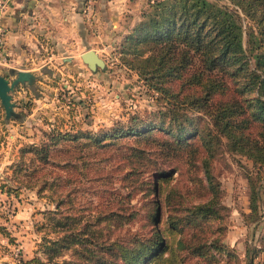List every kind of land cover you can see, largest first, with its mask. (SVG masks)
I'll return each instance as SVG.
<instances>
[{"label": "trees", "instance_id": "1", "mask_svg": "<svg viewBox=\"0 0 264 264\" xmlns=\"http://www.w3.org/2000/svg\"><path fill=\"white\" fill-rule=\"evenodd\" d=\"M229 1H148L140 18L124 35L120 53L123 61L159 94L157 109L96 131L52 127L44 131L45 137L39 143L30 142L20 149L23 161L14 170L24 169L28 177L48 165L52 156L66 159L53 165L67 172V177L57 171L51 180L36 175L41 186L49 190L71 182L70 167L82 170L88 157L116 151L129 164L123 177L130 180L131 191L142 186L145 203H151L145 222L148 227L114 235L113 225L131 220L133 212L109 210L85 215L74 208L67 192L54 209L46 212V221L41 225L47 226L40 244L45 259L36 255L26 262L152 264L163 258L179 263L185 257L180 249L209 263L215 260V264H220L223 255H227V263L236 256L217 237L196 233L193 236L198 235L197 239L184 237L188 230L202 232L205 223L221 217L219 182L211 164L218 146L224 144L229 150L245 154L258 168L264 167V0ZM205 115L208 119L202 123ZM196 138L200 143L195 142ZM68 142L74 146L82 143L78 153L70 147L61 150ZM26 154L29 161L39 163L32 166ZM73 158L79 161L72 164ZM182 159L191 170L190 180L198 187L186 186L185 193L179 187L165 189L164 180L174 171L182 173L178 165ZM147 167L152 169L144 175L141 170ZM194 192L196 197H207L186 202L185 196L191 197ZM259 199L258 189L251 184L254 218ZM50 232L52 235H48ZM261 243L264 248V235Z\"/></svg>", "mask_w": 264, "mask_h": 264}, {"label": "rangeland", "instance_id": "2", "mask_svg": "<svg viewBox=\"0 0 264 264\" xmlns=\"http://www.w3.org/2000/svg\"><path fill=\"white\" fill-rule=\"evenodd\" d=\"M148 1L144 0L139 15ZM220 1L230 4L229 0ZM133 24L126 19L118 35L106 37L98 44L97 52L105 60L103 68L91 70L76 57L73 61H66L73 68L68 64L59 77L57 74L52 76V70L46 71L48 81L45 83L49 86L41 84L45 89L40 86L30 90L26 87L17 88L14 93L17 105L14 109L21 113L20 117L6 118L4 108L0 105V264H37L26 262L36 255L45 259L40 244L47 226L41 225L46 221V212L54 209L58 199L67 192L73 200L74 208L85 215L109 210L133 212L131 220L121 226L113 225L114 235L142 231L148 227L145 222L148 220L151 203H145L147 200L142 186L131 191L130 180L123 177L129 164L121 160L116 151L100 152L88 157L86 167L83 166L82 170L70 167L71 182L66 186L56 185V190L43 188L36 175L51 180L57 171L67 177V172L55 166L57 162L65 163L64 157H50V163L44 168L39 167L34 176L23 174L24 169L20 172L14 170V166L23 161L20 156L21 147L30 142L39 143L45 137L44 131L52 127L60 130L96 131L119 121L127 122L132 115L144 116L157 109L159 94L135 68L121 58V42ZM78 65L84 66L76 70ZM56 79L64 82L65 86L51 88ZM204 119L207 121L208 117H202V123ZM195 142L200 143V140L196 138ZM68 143V146L60 144L63 148L61 150L70 147L74 153H78V147L82 146L81 142L76 146ZM86 146L83 149H87ZM218 147V153L211 164L212 172L219 182L221 217L205 223L202 232L188 230L184 237H217L232 248L236 256L230 257L227 263V255H223L220 264H248V258L250 264H264V248L261 243L264 235V167L258 168L245 154L229 150L224 144ZM24 157L27 161L29 154ZM78 161L71 159L72 164ZM28 163L33 166L39 162L28 160ZM178 165H181L182 173L174 171L163 181L164 188L179 187L184 193L186 186L197 188V182L192 183L190 180L191 170H188L187 163L182 159ZM150 169L152 167H147V170L141 172L146 175ZM49 170L50 173L46 174L45 171ZM199 173L202 176V171ZM251 184H254L260 195L255 218L250 208ZM7 187L14 190L7 191ZM194 193L191 197L185 196V201L195 203L207 197L199 198L196 197L197 192ZM164 223L165 217L160 226L163 227ZM193 233L198 235L193 236ZM176 235L179 236L178 233ZM180 250L185 255L183 261L176 263L161 258L152 264H215V260L209 263L206 259L187 254L185 249Z\"/></svg>", "mask_w": 264, "mask_h": 264}, {"label": "crops", "instance_id": "3", "mask_svg": "<svg viewBox=\"0 0 264 264\" xmlns=\"http://www.w3.org/2000/svg\"><path fill=\"white\" fill-rule=\"evenodd\" d=\"M84 1L0 0V74L12 78L18 69L34 70L36 84L19 87L45 89L41 84L48 81L46 71L59 77L69 64L66 61L76 57L85 65L80 54L90 47L97 51L103 39L118 35L126 19L135 23L144 5V0H93L89 18ZM60 84L65 86L56 79L50 87L60 88Z\"/></svg>", "mask_w": 264, "mask_h": 264}, {"label": "water", "instance_id": "4", "mask_svg": "<svg viewBox=\"0 0 264 264\" xmlns=\"http://www.w3.org/2000/svg\"><path fill=\"white\" fill-rule=\"evenodd\" d=\"M80 57L91 70L105 66L104 58L93 48L83 51ZM36 78H38V75L35 71L29 69L16 70V74L12 78L0 74V105L4 108L6 118L21 116V113L14 109L17 102L14 100L13 95L20 84L29 86L36 84Z\"/></svg>", "mask_w": 264, "mask_h": 264}, {"label": "built area", "instance_id": "5", "mask_svg": "<svg viewBox=\"0 0 264 264\" xmlns=\"http://www.w3.org/2000/svg\"><path fill=\"white\" fill-rule=\"evenodd\" d=\"M92 8H93V0H85L84 1V12L89 18H91L92 16ZM1 42H2V39L0 37V44Z\"/></svg>", "mask_w": 264, "mask_h": 264}]
</instances>
